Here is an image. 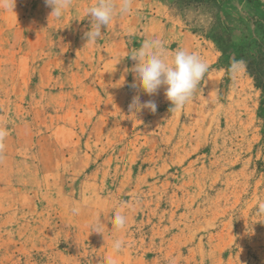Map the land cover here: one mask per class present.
<instances>
[{
  "label": "rangeland",
  "instance_id": "rangeland-1",
  "mask_svg": "<svg viewBox=\"0 0 264 264\" xmlns=\"http://www.w3.org/2000/svg\"><path fill=\"white\" fill-rule=\"evenodd\" d=\"M0 264H264V0H0Z\"/></svg>",
  "mask_w": 264,
  "mask_h": 264
}]
</instances>
